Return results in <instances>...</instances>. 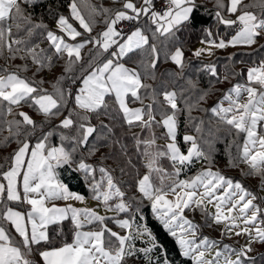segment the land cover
<instances>
[{"label": "snow or ice", "instance_id": "snow-or-ice-1", "mask_svg": "<svg viewBox=\"0 0 264 264\" xmlns=\"http://www.w3.org/2000/svg\"><path fill=\"white\" fill-rule=\"evenodd\" d=\"M23 3L31 4L34 0H23ZM86 6L89 9L88 18L78 6L77 0H71L69 4L71 19L78 22L83 31L74 27L69 17L59 15L56 24L63 35H58L57 32L48 30V26L43 22H33L31 14H25L21 0H0V53L7 48L13 53L11 58L15 59L16 53L25 51L26 55L21 56V59L31 57L40 68L51 67L52 56L45 54L44 49L37 52L39 45L13 49L14 44L26 45L24 39L13 38V24L17 31H26L28 37H31L36 29H44L53 53L57 57L66 54V73L72 72L73 66L82 61V50L90 44L96 50V56L109 53L111 58L97 62L96 56L92 55L93 49L89 50L90 59L87 65L82 67L81 75L77 77L81 80L82 86L74 96L76 106L84 113L99 114L102 108L107 107L105 97L113 95L129 126L139 122L138 126L149 130L152 129L153 124L165 128L163 138L168 142L163 148L157 145L154 132L146 140L135 137V145L140 150L147 169L146 174L136 181L141 200L146 199L150 202L156 220L175 238L180 253L184 257H190L194 264H221V258L223 264H246L245 258L248 264H254L253 258L247 257V253L252 251V243H264V208L254 203L258 197L239 181H233L219 170H212L214 141L203 140L204 145L207 146L206 151L201 147L197 136L186 134L183 136V141L189 144V147L186 154L181 151L177 144V116L180 111L177 93L175 91L162 93L164 103L172 111L169 114L162 105L159 110L161 121L156 120V112L152 104L141 108H130L126 102V97L131 94L143 103L139 95L140 89L148 90L151 86L142 83L140 72L126 67L119 61L129 53L142 50L149 58L146 67L155 69L159 60V51L156 43H150L144 29L137 27L125 38L122 30H118L116 25L121 21H139L143 16L155 26V31L152 32L154 40L161 36L168 37L174 35V30H178L179 26L193 22V12L197 7L195 0H162L159 10L156 8V0H140L139 7L133 0H124L123 10H116L114 13L111 8L97 9L94 5ZM216 6L218 9L226 7L227 12L231 14L239 13L235 19H225L221 11L215 14L220 23L227 26L238 25V30L227 42L223 39L219 43L215 40L206 41L210 46L223 49L229 45L233 47L253 45L257 43V37L264 36V0H254V3L249 5H245L243 0H228L227 5L223 0H217ZM251 7H259L260 13L247 10ZM101 14H108L105 19L106 28L96 36H92L95 16ZM211 35L209 31L208 36ZM82 36L85 38L78 41L77 38ZM114 47L116 50L109 52ZM205 51L211 55L210 48L198 49L194 55L199 57ZM169 55L172 62L183 70V51L176 48ZM141 63L143 64L144 61ZM206 67L212 76L216 75L214 65ZM24 70L26 71L27 68L25 67ZM2 71L7 74H0V111L6 115L13 114V106L19 107L22 102H26L50 120L62 114L61 109L67 107V100L72 97L71 90L61 86L66 78L63 75L53 85L54 91L49 93L47 89L38 86L43 81L35 82L22 78L17 72H8L7 68ZM150 78L155 77L153 75ZM192 86L196 87L195 84ZM208 94L203 92L199 96L197 105L199 101L205 100ZM150 96L153 103H157L155 89L151 90ZM225 102H227L226 107ZM185 107L195 132L202 135L205 121L191 116L194 106L187 101ZM199 110L210 112L215 118L214 130L209 129L210 136L221 131V126L233 136L232 145L236 147L237 155L229 154V165L236 167L243 162L250 169L245 173L246 175H260L264 180V60L259 65L247 69L246 84L233 85L214 107ZM17 115L22 119L5 122L9 132L5 143L11 137L20 136L21 125L31 126L32 130L43 127V124L38 125L26 112L21 111ZM74 115L79 116L81 122L75 120ZM56 127L65 130L74 129V134L67 135L65 132H60L59 146L49 143L50 138L56 134L55 129L47 131L34 146L30 145L27 139L17 141L20 146L11 157L10 167L0 172V178L6 182H0V204L5 205L0 211V264H35L28 258L32 254L33 245L48 242L47 226L69 217L74 223L72 242L40 252L44 264H129L130 260L135 261L139 256L145 258L147 264H161L160 255L155 259L151 255L158 248L161 249L163 256L162 264H172L167 253L158 244L152 229L144 222L142 215L141 222L136 223L135 218L117 219L100 215L95 209L76 208L71 204L65 207H58L55 204L51 207L47 206L55 200L71 199L84 202V196L69 191L67 185L59 180L58 170L65 166L72 168L75 164L74 170L81 172L86 181H91L93 199L101 202L106 211L127 214H131L132 211L131 204L125 202L126 193L108 169L100 167L98 171L101 176L97 180L95 177L97 169L92 164L86 163L84 159H75L80 148L89 144V138L93 134H96L97 139L103 138L97 132V127L91 124L90 117L86 114L80 116L72 110ZM100 127L104 129L108 126L101 124ZM31 134V131L26 132V135ZM241 137L242 142L238 143L237 140ZM65 141L70 147L65 146ZM96 151L97 148H92L89 154H94ZM164 159L170 162L171 172L162 166L161 161ZM194 161H205L208 166L195 176L180 179V173ZM121 171L123 172V169ZM170 196L172 199H169ZM114 200L118 202L113 205L110 202ZM8 201L27 203L31 206V210L27 213L14 210L6 206ZM207 205H212L215 209L214 213L208 214L214 223H224L228 231L239 229L235 235H247L248 242L238 249L225 245L222 251H216L212 260L206 259L205 254L217 246V241L208 237H203L199 242L193 239L199 226L186 218L184 211L198 207L206 213ZM136 211L139 212V208ZM107 220H113L120 229L127 230V234L121 235L113 231L107 226ZM6 224L11 225L20 237L19 240L13 239ZM93 225L96 226L95 229H92ZM85 228L91 230L85 231ZM144 237L148 238L146 241L148 246L136 247V240ZM233 255L235 259H232Z\"/></svg>", "mask_w": 264, "mask_h": 264}, {"label": "trees", "instance_id": "trees-1", "mask_svg": "<svg viewBox=\"0 0 264 264\" xmlns=\"http://www.w3.org/2000/svg\"><path fill=\"white\" fill-rule=\"evenodd\" d=\"M161 2V1H160ZM159 0H156V6L160 3ZM196 9L193 12V22L185 23L184 25L179 26L178 30H174V35H170L168 37H159V39L154 40L152 37V32L155 31V26L150 24L149 30L145 32L149 35L150 43H156L159 51V60L157 61L156 68L150 69L147 68L146 65L149 62V58L146 56L145 52L142 50H136L132 53H129L128 56L123 57L119 62H124L125 64L134 67L141 74V81L146 85H150L151 88L148 90L140 89V96L143 101L147 103L150 101L153 103L151 99L150 93L152 89L156 90L157 103H164V98L162 93L164 91H175L177 90L180 84L187 85L186 83V73H178V66L172 62L170 59L171 53L175 51L176 48H180L184 53V59L190 58L194 60V50L201 42L205 41L203 34L209 32L213 27L220 28V32L223 31V34L226 32V37L234 35L238 29L234 26H227L220 23L216 17V12L221 11V14L225 17L228 12L226 7L224 9H218L216 4L217 0H195ZM224 4H228V0H223ZM71 0H34V3L25 4L23 0H21V6L25 9V14H31L32 20L35 23L43 22L48 26V30L58 31L56 21L59 15L69 16L70 9L69 4ZM78 6L81 7L83 14L88 18V7L86 5H94L97 9L100 8H111L114 13L116 10H123L122 6L124 0H86V2H82V0H77ZM245 5L253 4L254 0H243ZM247 10L253 11L257 14L260 13L259 7H251ZM239 14V13H238ZM108 14H101L95 16V23L93 24V33L95 36L102 32L106 28L105 19ZM146 21V20H145ZM145 23H148L146 21ZM219 23V24H218ZM13 32L22 33V34H13V38H22L26 41V47H33L35 45H39L37 48V52L40 49L45 50V54L52 56L51 67L45 66L44 68H40V66L34 63L31 57H26L25 59H21V56H25L26 52L21 51L16 53V58L12 59L13 53L9 52L7 48L0 53V61L9 60H22L26 61L29 65V71L33 69H37L40 71L46 70V75L49 76V71L56 72L58 75L56 78H53L51 84H47L49 88L47 89L49 93L53 92V85L57 82V79L60 76H65L66 78L62 81L61 86L66 90H71L72 86L76 87V91L78 92L79 87L82 85V82L79 77L81 75V69L83 66L87 65L88 60L90 59L89 50L93 49V45H88L86 48L82 50V61L73 66V71L70 73L65 72V66L67 63L66 54L62 57H57L53 53V49L50 47L49 41L46 39V31L44 29H36L31 37L27 36L26 31H17L15 25L13 24ZM126 37V36H125ZM30 38V39H28ZM263 38V39H261ZM32 40V41H31ZM258 41H260V46L258 49L252 52H241V54H245L247 57L245 63H251L254 60H257L258 64L264 60V36L258 37ZM16 47H23V45L17 46L13 45V49ZM115 50L110 49L109 52ZM92 55L96 56V50L93 49ZM234 55V54H233ZM222 55L219 54L218 57ZM239 57L238 55H234ZM108 58L109 53H102L99 56H96L97 62H102ZM245 59V60H246ZM141 61H144L142 64ZM197 62V61H196ZM194 62V65H200L199 63ZM172 63V64H171ZM7 64V63H6ZM0 64V74H5L2 70L7 68L8 72H19L26 79L33 81V79L27 74L19 69L13 68L9 69L8 67ZM171 65V66H170ZM250 67H253L252 65ZM244 69V68H243ZM247 69V68H246ZM218 74L212 77L219 78L221 75V70L217 66ZM170 74H175L172 77H168ZM154 75V79L150 78V76ZM221 77V76H220ZM75 79V83L73 80ZM168 81V84L166 82ZM42 85H39L41 87ZM76 92V93H77ZM72 97L67 100V107L61 109V115L58 117H53L50 120L44 117L40 112L33 107V110L40 117L35 120L38 125L43 124V127H37L35 130L31 129V126L21 125L20 136L19 137H11L8 142L5 143V138L9 137V132L7 131L6 121L14 120V119H22L17 115L18 110L21 107H32L29 103L22 102L19 107L13 106V114L6 115L3 111H0V172L6 171L11 163H12V155L14 151L20 146L17 141L27 139L28 142H31L35 145L36 142L49 130L55 129L56 134L50 138L49 143L53 146H59L61 141L59 137L60 132H65L67 135H73V130H65L56 127L59 125L60 121L64 119L65 116L68 115L69 111L74 110L75 113H78L80 116L88 115L90 117V122L93 126L97 127V132L101 134L102 139H97L96 134H93L92 137L89 138V144L87 146H82L78 151L80 154H83L89 151L92 148H97L98 151L97 158H101L104 161L109 162L111 165V170L113 173H116V176L122 183H118L126 195L135 196L138 194L136 188V181L141 178L144 174H146L147 169L145 168V160L140 155V150L137 149L135 145V137H139L141 140L149 139L151 133L154 132L157 137V145L163 148V146L168 142L164 139V134L166 129L160 126L159 124H153L151 131L142 129L139 125V122H134L132 126H129L126 122L123 112L120 110L117 102L113 95H108L105 97V102L107 104L106 108H102L100 113H84L83 110L79 109L75 106L74 103V92H72ZM131 103L139 102L140 100H136L134 98L131 99ZM179 103L180 101L177 100ZM167 112L170 114L171 109L166 105ZM186 113L179 112L177 116L178 121V129H177V143L181 147L184 152H187V144L183 141V136L188 135L190 132L188 130V122L186 121ZM157 117V116H156ZM75 120L79 121V116L74 115ZM147 119V117H145ZM161 116L156 118L157 121H161ZM107 125V128L101 129L100 125ZM15 131V128L13 129ZM31 131V135H26V132ZM92 142V144H91ZM65 146L70 147V144L65 141ZM78 152L75 156L76 160L80 159ZM130 160V163H129ZM162 166L164 168L168 167L170 162L167 159L161 161ZM207 162L205 161H194L191 166L186 168L180 173V179H187L189 177L194 176L197 172L201 171L205 168ZM75 167L73 165L72 168H68L65 166L62 169H59V180L67 185L69 191L80 194L86 198H90L92 195L91 188L89 183L85 180L84 175L81 172L75 171ZM123 169V172L121 171ZM3 183L5 181L0 178ZM146 201L141 200L139 202V212L134 211V217L136 223H140L141 215L144 218V222L148 224V226L152 229L153 235L156 237L158 244L162 246L164 252L167 253L168 259L172 262V264H194L193 260L184 257L180 253L179 245L176 243L174 237L168 234L160 225L159 221L156 220L155 216L152 213L151 206L145 205ZM10 205H14L16 207H21L18 203H12L11 201L6 202V206L10 207ZM5 205L0 204V211L4 209ZM6 227L10 229V234L12 235L14 240H19V236L15 233L14 229H12L10 224H6ZM60 233V234H59ZM62 233V234H61ZM64 233V234H63ZM74 234V226L71 225L68 220L65 222L64 226L59 227L57 230H51L50 239L48 242H41L39 245H34L33 253L39 255L45 249L58 248L62 246L64 243H70L72 241ZM147 237L136 240V247H146L148 246L146 241ZM153 259L156 256H161V264L163 260V256L161 255V249L158 248L154 250L151 254ZM129 264H147V261L142 256H139L135 259V261H129ZM254 264H264V252L255 258Z\"/></svg>", "mask_w": 264, "mask_h": 264}, {"label": "rangeland", "instance_id": "rangeland-1", "mask_svg": "<svg viewBox=\"0 0 264 264\" xmlns=\"http://www.w3.org/2000/svg\"><path fill=\"white\" fill-rule=\"evenodd\" d=\"M162 0H159V2ZM134 3L137 4V6H140V0H133ZM123 8V6H122ZM237 14H231L228 13L227 16H225V19H235ZM70 18V23H73V26L76 27L78 30L83 31V29H80L78 22L74 21L71 19L70 15L68 16ZM143 20V21H142ZM148 23H145L146 21ZM140 25L144 26L146 30H149L151 21L146 18V17H141L140 18ZM219 24V23H218ZM138 26L139 28L144 29V27ZM238 29V25H234V28ZM15 30V29H13ZM145 31V30H144ZM212 35L208 36L207 33L203 34V37L205 38V41L201 42L197 47H195L194 53L198 49H209L211 51V55L208 54L207 51H205L201 56L197 57L194 55V60L187 58L186 60L184 59V68L181 70L178 68V73H186V83L187 85L180 84L176 90L177 93V100L180 101L178 104V108L180 109L179 112L186 113V121L188 122V130L189 134L188 135H193L198 137V142H200L201 147L205 148L207 151V146L204 145L203 140L208 139L214 141L213 143V148H212V156H213V164H212V170L216 171L219 170L221 171L224 175L230 177L233 179V181H239L248 191L253 193L255 196L258 197L254 203L259 204L262 208H264V180H262V177L260 175H246L245 173H248L250 171L249 166L243 162H240L238 166L232 167L229 165V154L232 156L237 155V150L234 145H232V140L233 136L229 135L224 129L223 126H221V131L215 133L214 135L210 136L209 135V129L214 130V125H215V118L212 117V114L210 112H205V111H200L199 109H210L214 107L220 99H222L224 93L231 88L233 85L239 83V84H246L247 83V69L250 68V66H257L259 65L257 60H254L251 63H245L248 61L245 56V54H239L241 52H252L260 46V41H258L257 38V43L253 45H237L235 47L229 45L226 48L220 49L216 48L214 46H210L206 41L209 40H215L217 43L221 39H223L225 42L229 41L234 35L230 36L229 38L226 37V32L223 34V31L220 32V28L217 29V27H213L211 30H209ZM58 35H63V33H60L59 30L56 31ZM13 34H22V33H16L13 32ZM146 35H148L145 32ZM92 36H95V33H91ZM149 36V35H148ZM85 37H78L77 40H83ZM126 38V37H125ZM30 39V38H28ZM263 39V38H261ZM32 41V40H31ZM73 42V41H69ZM122 42V41H121ZM23 47H26V45H23ZM116 50V49H115ZM193 53V54H194ZM219 54H221V57H218ZM238 55L234 56V55ZM82 55V53H81ZM246 59V60H245ZM6 61H0V64L4 65L6 64V67L9 69H19L20 71L27 73L35 82H40L43 81V83H39V85H42L40 88L48 89L49 86L47 84H51V81H53V78L58 75L56 72L49 71V76L46 75V70L40 71L38 68L33 69L29 71V65L25 63L26 61L22 60H9L7 61L6 59H3ZM197 61V62H196ZM194 62L199 63L200 65H194ZM123 63L126 67L129 68H134L131 67L124 62ZM174 63V62H173ZM172 64V63H171ZM175 64V63H174ZM208 65H214L216 69V74H218L217 66L221 70V77L219 78H214L212 77L211 73L207 70ZM171 66V65H170ZM25 67L27 70L25 71ZM244 68V69H243ZM247 68V69H246ZM135 69V68H134ZM22 78V74L17 72ZM7 74V73H5ZM175 74H170L168 77H172ZM227 77V79H225ZM168 84V81L166 82ZM195 84L196 87H193L192 85ZM82 86V85H81ZM80 86V87H81ZM71 91L74 92L76 95V87L73 85L71 88ZM203 92H208V97L203 100L199 101L197 105V101L199 99V96ZM140 95V92H139ZM134 98L129 94L126 97V102L128 104V107L130 108H141L144 107L145 105L152 104L153 109L156 112V118H159L161 116L159 114L160 107L163 105L164 109L167 110L166 105L162 103H152V102H146L143 101L141 105H139V102H133L131 103V99ZM135 99V98H134ZM187 101L188 104L193 105V111L191 112L192 117H196L199 119H203L205 121L203 128L204 132L203 134H197L194 130L193 127V122L189 120V115L185 107V102ZM75 103V101H74ZM76 106V104H75ZM227 106V102H225V107ZM33 107H21L18 112H26L34 121L39 119L40 117L37 115V113L33 110ZM77 107V106H76ZM162 120V119H160ZM211 121V123H210ZM198 123V120L196 121ZM149 130L147 128H143ZM151 131V130H149ZM237 142H242V137L237 140ZM30 145H33L31 142H29ZM92 144V142H91ZM178 144V143H177ZM187 144V143H186ZM179 145V144H178ZM34 146V145H33ZM180 147V146H179ZM189 147V144H187V149ZM181 149V147H180ZM182 152H184L181 149ZM185 154L187 152H184ZM78 155L80 156V159H84L86 163L92 164L96 169L95 177L97 180L100 179L101 174L99 173L98 169L100 167H104L108 169L112 176L114 177L115 181L117 183H122L121 180L118 179L116 176V173H113L111 170V165L109 162L104 161L101 158H97L99 154L95 152L94 154H89V151L80 154L78 152ZM208 165H206L207 167ZM75 167V164H74ZM167 171L171 172L172 167L170 164H168V167L165 168ZM200 172V171H199ZM198 173V172H197ZM196 173V174H197ZM195 174V175H196ZM194 175V176H195ZM0 182H2L0 180ZM89 183V186L91 185V181H87ZM120 186V185H119ZM91 188V186H90ZM122 189V188H121ZM123 190V189H122ZM92 195V194H91ZM125 202L131 204V214L127 213H116L112 211H106L105 208L103 207L101 202H98L97 200L93 199L91 196L90 198H86L84 202L80 201H75V200H55L52 201L51 203H48L47 206L51 207L52 204H55L58 207H65L68 204H71L72 206L76 208H91L95 209L100 215L108 216V217H116L117 219H129L133 218L134 216V211L137 209V206H139L140 202V194L138 192L137 195L135 196H130L126 195L125 196ZM169 199H172L170 196ZM146 201L145 205H150V202ZM12 203H18L21 205V207H16L14 205H10L11 208L14 210L20 211L22 213H27L28 211L31 210V206L28 205L27 203H19V202H14L11 201ZM118 201H112L113 205L117 203ZM215 209L212 205H207V212H202L200 208L198 207H193L192 210L185 209L184 211V216L188 218L189 220L193 221L195 224L199 226L197 234L193 239H195L197 242H199L200 239L203 237H208L210 240H215L217 241V246L215 248H212L210 252H207L205 254V258L208 260H212L215 257L216 251H222L224 249L225 245H229L231 248H240L244 246L248 242V236L247 235H241V236H236L235 232L239 231V229H233L232 231H228L225 227L224 223L216 224L213 222L211 219V216L208 214L214 213ZM68 220V222L74 226L73 221L71 220V217L59 222V223H54L50 224L47 226V234L50 239V232L51 230H57L59 227L64 226L65 222ZM106 224L109 228H111L113 231L119 232L121 235H126L127 230L125 229H120L113 220H107ZM95 225L92 226V229H95ZM241 227L243 225L241 224ZM85 231L91 230L90 228H85ZM60 234V233H59ZM62 234V233H61ZM64 234V233H63ZM107 235V234H106ZM20 238V237H19ZM73 240V238H72ZM72 242V241H71ZM70 242V243H71ZM34 246V245H33ZM61 247V246H60ZM252 251L247 253V257L257 258L264 252V243L260 242H254L251 245ZM45 250H51V249H45ZM43 250V251H45ZM30 260H33L35 264H44V261L42 260L40 254L36 255L32 252L31 256L28 257ZM190 258V257H188ZM191 259V258H190ZM232 259H235V256H232ZM246 264H248L247 258H245ZM194 263V261H193ZM221 264H223V258H221Z\"/></svg>", "mask_w": 264, "mask_h": 264}, {"label": "built area", "instance_id": "built-area-1", "mask_svg": "<svg viewBox=\"0 0 264 264\" xmlns=\"http://www.w3.org/2000/svg\"><path fill=\"white\" fill-rule=\"evenodd\" d=\"M162 2V1H161ZM161 2L156 6L159 10L161 7ZM143 21V20H142ZM141 21H121L119 24L116 25L118 30H122L124 36H127L131 33V31L135 30L138 26H140Z\"/></svg>", "mask_w": 264, "mask_h": 264}, {"label": "crops", "instance_id": "crops-1", "mask_svg": "<svg viewBox=\"0 0 264 264\" xmlns=\"http://www.w3.org/2000/svg\"><path fill=\"white\" fill-rule=\"evenodd\" d=\"M34 247V246H33ZM32 252H33V249H32Z\"/></svg>", "mask_w": 264, "mask_h": 264}, {"label": "water", "instance_id": "water-1", "mask_svg": "<svg viewBox=\"0 0 264 264\" xmlns=\"http://www.w3.org/2000/svg\"><path fill=\"white\" fill-rule=\"evenodd\" d=\"M258 38V37H257Z\"/></svg>", "mask_w": 264, "mask_h": 264}]
</instances>
